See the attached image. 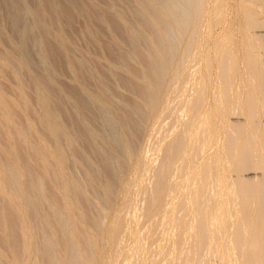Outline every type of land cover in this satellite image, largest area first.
Here are the masks:
<instances>
[{
    "label": "bare ground",
    "instance_id": "obj_1",
    "mask_svg": "<svg viewBox=\"0 0 264 264\" xmlns=\"http://www.w3.org/2000/svg\"><path fill=\"white\" fill-rule=\"evenodd\" d=\"M100 4L105 8L102 12L97 9ZM173 5L178 7L177 14L171 10ZM127 12L143 16L146 26L153 27L155 39L165 45L164 53L153 45L143 54L151 68L142 79L141 94L155 120V143L151 144L156 157L153 151L155 158L149 155L148 147L131 175L127 187L131 197H126L124 206L132 205L133 211L130 208L132 214H127L130 210L124 208L104 228L105 255L96 251L98 240L93 235L86 245L95 252L89 255L80 250L73 239L78 233L73 221L67 248L72 252L69 259L65 255L69 262H57L58 252L49 246L48 261L32 264H117L118 259L129 264L131 253L136 256L131 264H264V38L257 33L263 26L264 0H0V20L5 22L0 23V41L7 24L17 30L23 26L18 30L23 46L28 34L40 29L34 46L45 64L47 54L70 49L67 34L51 29L59 18L83 19L82 33L95 40L96 21L115 20L117 28L123 29ZM20 19L31 21L30 26L19 25ZM171 34L180 50L169 41ZM20 50L23 65L28 50ZM160 73L168 79L163 104L157 100ZM44 90L39 96L50 121L55 116L49 106L50 93ZM127 125L128 119L124 130ZM50 131H56L55 123ZM52 156L62 165L59 150ZM71 188L82 192L76 180L66 184L63 194L69 212L76 206L68 200ZM106 192L110 193L109 186ZM139 193L142 208H138L141 203L134 204ZM19 214L29 251L30 220ZM7 218L0 233L15 255L17 239L10 240L8 235L17 232L9 225L10 231ZM145 222L146 229L140 228ZM10 224L14 225L12 220ZM131 239L134 243L126 250ZM0 247L1 253L4 247Z\"/></svg>",
    "mask_w": 264,
    "mask_h": 264
},
{
    "label": "rangeland",
    "instance_id": "obj_2",
    "mask_svg": "<svg viewBox=\"0 0 264 264\" xmlns=\"http://www.w3.org/2000/svg\"><path fill=\"white\" fill-rule=\"evenodd\" d=\"M97 9L102 12L105 8L100 4ZM171 10L174 14L179 12L174 5ZM263 16L264 13L260 15L263 26L257 31L262 38ZM25 20L19 25L30 26L31 21L24 23ZM59 20L51 25V29H61L67 34L70 49L67 53L47 54L45 64L34 46L35 34L40 29L28 34L24 46L18 35L23 26L18 25L17 30L7 24L1 34L0 230L3 232L2 220L8 217L9 224L7 219L6 224L10 231L13 226L17 232V235L10 233L8 238L14 240L15 237L18 244L14 255L6 245L7 239L2 237L5 235L0 233V245L4 247L0 264H11L13 259L16 264L47 262L49 246L58 252L57 262L68 263L72 252L70 248L67 250L72 239L68 230L73 227V221L78 224L77 238L73 239L81 245L80 250L89 255L95 252L93 246L86 245L88 236L93 235L98 240L96 251L105 255L104 228L117 213L132 207L124 206L126 197H131L127 190L131 175L148 147L149 155L156 157L155 144H151L155 140L152 130L155 120L143 104L141 94L142 79L151 68L143 54L150 52L153 45L165 52V45L154 37L153 27L146 26L143 16L127 12L123 20L127 27L123 29L117 28L115 20L96 21L93 26L97 29V39L94 40L82 33L83 19ZM0 23L5 24L2 20ZM131 31L137 35L133 37ZM12 40L19 42L20 47L15 44L14 49ZM54 40L51 38L52 43L56 42ZM169 41L176 51L180 50L174 34L170 35ZM22 47L28 50L25 51L28 52L27 59L25 57L28 64L25 59L21 60L23 65L19 61L21 50H18ZM167 80L160 73L161 90L157 100L162 104ZM44 89L50 93L49 106L55 116L50 121L45 118L46 109L39 96ZM127 119L130 126L124 130ZM54 123L56 131L53 134L50 129ZM58 150L62 154V165H58L52 156ZM26 167L31 171L29 174ZM72 180L79 182L83 193L72 188L68 192L67 199L76 204L69 212L65 208L63 190ZM146 181L151 187L150 181ZM108 186L110 193L106 192ZM138 195L142 196L137 194L134 204L140 206L141 203L138 208H142L143 200ZM127 211L124 210L125 214ZM21 212L30 220L33 241L29 251L22 237ZM11 220L16 227L10 224ZM143 224L147 225L146 222ZM131 242L132 239L127 241V246L125 244L126 250L134 243ZM115 247L112 244V254L116 252ZM67 254L69 257H65ZM130 256L129 264L136 257L132 253ZM122 261L115 262L124 264Z\"/></svg>",
    "mask_w": 264,
    "mask_h": 264
},
{
    "label": "water",
    "instance_id": "obj_3",
    "mask_svg": "<svg viewBox=\"0 0 264 264\" xmlns=\"http://www.w3.org/2000/svg\"><path fill=\"white\" fill-rule=\"evenodd\" d=\"M26 172L28 171V174L31 172L29 168L26 167Z\"/></svg>",
    "mask_w": 264,
    "mask_h": 264
}]
</instances>
